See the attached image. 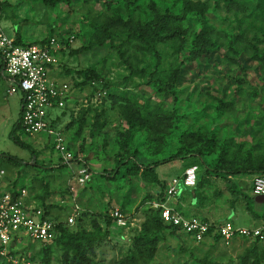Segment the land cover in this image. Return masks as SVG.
<instances>
[{
  "label": "rangeland",
  "instance_id": "1",
  "mask_svg": "<svg viewBox=\"0 0 264 264\" xmlns=\"http://www.w3.org/2000/svg\"><path fill=\"white\" fill-rule=\"evenodd\" d=\"M0 11L7 37L18 33L22 43L38 45L55 35L65 49L56 77L69 85V101L53 113L50 125L63 135L75 160L70 169H60L43 134L21 137L35 151L34 161L12 143L8 135L21 117L19 97L10 96L6 75L0 73V159L6 154L25 163L7 169L5 180L23 185L30 203L51 221L76 212L69 231L92 233L95 224L106 231L94 244L78 245L89 264H264V242L195 243L178 229L158 231L153 222L169 179L190 163L197 174L204 173L198 156L213 147L201 140L209 133L217 140L211 153L217 154L225 139L233 146L248 141L244 154L261 152L264 67L254 56L264 54V10L256 0H62L52 6L43 0H0ZM164 13L174 35L167 29L158 37L157 53H144L141 44L131 42V34L148 23L154 32ZM69 37L74 39L65 48L60 40ZM206 46L211 47L207 54L190 60L192 52ZM178 65L175 100L165 92V82L170 68ZM128 120L135 125L131 135ZM182 143L191 148L188 155L163 163ZM212 155L200 157L209 163ZM79 168L88 173L84 184L78 182ZM115 170L122 172L114 177ZM255 176L264 175L212 176L198 202L191 193L179 202L188 216L225 222L230 190L238 195V213L245 204L242 193H250ZM201 206L207 207V218ZM258 207L264 213V203ZM115 209L127 216L126 229L106 224L105 215ZM143 234L147 238L141 239ZM22 243L13 248L24 260L19 264L79 262L74 250L56 241L45 246L24 237Z\"/></svg>",
  "mask_w": 264,
  "mask_h": 264
},
{
  "label": "built area",
  "instance_id": "2",
  "mask_svg": "<svg viewBox=\"0 0 264 264\" xmlns=\"http://www.w3.org/2000/svg\"><path fill=\"white\" fill-rule=\"evenodd\" d=\"M69 38L67 42L71 43L73 38ZM14 42V38L7 37L2 31L0 24V73L6 75L7 92L20 96L21 128L28 136L43 134L61 162L70 169L74 161L73 153L57 127L52 128L50 125L53 113L62 111L69 101V85L56 77L60 44L58 46L55 38L44 45L17 46ZM196 171L197 167L191 166L183 171L181 177L172 178L164 192L166 201L179 195L180 185L185 188L194 187ZM6 175V171L0 169V257L7 264H19L20 260H24L21 253L13 248L23 245L24 237L48 245L56 239V226L59 223L65 227L75 224L76 212L59 223L45 218L43 210L28 201L25 187L14 189L6 183ZM77 177L79 183L87 182L86 169L79 168ZM251 187L254 197L264 196V176H255ZM155 207L160 210V219L165 225L185 232L195 243L204 241L210 229V237L219 236L225 246L234 238L264 242V225L257 228L235 227L226 222L211 228L208 223L197 218L183 217L165 204L159 203ZM109 217L120 228L126 229L129 224L127 216L118 209L112 211Z\"/></svg>",
  "mask_w": 264,
  "mask_h": 264
},
{
  "label": "trees",
  "instance_id": "3",
  "mask_svg": "<svg viewBox=\"0 0 264 264\" xmlns=\"http://www.w3.org/2000/svg\"><path fill=\"white\" fill-rule=\"evenodd\" d=\"M61 1L62 0H43V3H46L47 5L52 6V5H58V3H60ZM256 5L259 8L264 10V0H256ZM157 22L161 23V25L157 24L154 32L150 29V24L148 23V24H146L144 29L142 27H139L135 30L134 33L131 34V36H132L131 42H133V43L135 42V44L136 43L141 44V46H139L138 48L140 50H144L143 51L144 53H150V54L157 53L155 50L157 49L158 45H160L159 42L161 43V41L158 40V37L161 33H163V32L166 33L167 29H169V35L170 36L174 35V33H170V28L167 27L168 21H167L166 13H164L162 18L161 17H160V19L158 18ZM149 30H150V33H148ZM51 38H57V37L55 35H53L48 39L40 41L38 43V45L47 44ZM73 39H74V37H73ZM67 40L68 39L60 40L62 42L61 44L64 45L65 48L69 47V43L67 42ZM14 41H15L14 44L17 46H27V44L22 43L18 33L15 35ZM210 48L211 47L206 46V49L201 47L198 50H195L194 52L191 53L190 60L198 59V58L204 56L205 54H207V52L210 50ZM64 51H65V49H60L58 55H63L62 53H64ZM121 56H122V54H121ZM254 58H255V60L258 61V63L260 65H262L264 67V54L259 55V56L255 55ZM59 63H60V60L58 62V66H59ZM140 72L143 73L144 71L141 70ZM179 72H180V66L179 65L171 67L169 70L168 76H167L168 79L165 82V84H166L165 92L170 94L173 97V99H175V97H176L175 96V94H176L175 93V83L177 81V77L179 75ZM223 105L224 104L220 103L219 108H223ZM127 124H128V134L131 135L132 132L134 131L133 128L135 125H134V123H132V120H128ZM175 129L178 130L177 134H179V128L177 125H175ZM8 137L10 138V140L12 141V143L15 146L19 147L20 149L28 151L31 155L32 160L34 161V159L36 157L35 151L28 144L24 143L21 140V137L28 138L29 136L27 134H25L24 131L22 130L21 125L19 123V120H17L13 124L11 132L9 133ZM182 139H183V137H182ZM201 140H203L208 146H210V144L213 145V147L211 146L210 148H208V151H206L203 154L201 153V155H200V156H204V155L211 156L212 154H214V155H212L213 156L212 161L207 163L204 158L198 156V158L201 159L202 162H204V164H205L204 173L199 175V174H197V171H196L195 186L192 188H185L182 185H180L179 194L182 191L185 192L184 194H186V193L196 194L195 198H194L195 199L194 202H198V200H199L198 198H202V197H200V195H198L199 191H201L204 188V186L208 185L209 178L212 176L220 177L223 180H225V179L228 180L227 177H230V176H251V175H255V174L264 175V138L259 140V150L258 151H261V152L257 155H252L251 152L245 153V154L243 153V149L246 147H249V143H247L248 141H246V142L245 141H238L237 143H233V144H236L235 146H233L227 141V139H225V140L221 141V143H223V146L219 149V151L216 154V152L211 153L215 149V144H216L215 142H217L214 132L209 133V135H207L205 137V139L203 137ZM50 149L54 152L51 145H50ZM190 150H191V148L186 149V143H182L180 145V147L177 149V152L175 154H173L172 156H170L169 159H167L163 163L168 162V161H174V160H177L178 158H185V155H188ZM59 160H60V158H59ZM196 161H198V160H196ZM60 162H61V160H60ZM202 162L200 163L201 166L203 165ZM24 164L25 163L23 161H21V159H18L16 157L11 156V155L2 154L1 159H0V169H4L5 171L7 169H9L10 167H17V166H21ZM191 166H196V165H195V163H190V164L186 165V167L183 168V171L186 168L191 167ZM58 167L60 169H63V168H67V170L69 169L67 167V165L63 164L62 162L59 163ZM220 167H222L224 169L220 170L219 169ZM121 172H122V170L121 171L115 170L111 174H112V176L116 177V176L120 175ZM219 174H221V175L219 176ZM222 175H225V176H222ZM20 186L24 187L23 185H20ZM165 188H166V186H165ZM165 188H164V192H165ZM230 193H232L233 196H232V199L229 200L228 205L231 209L232 208L234 209V207L239 202V198H237L238 195L235 193V191L230 190ZM242 194L243 195L241 197V200H244L245 203L250 205L249 210H251V207L255 203L254 197L252 195V187H251V191L249 193L250 195L247 193H242ZM176 198H178L177 204L174 206H177V208H180V205H178V202H179V200H181L182 197L177 195ZM192 202H193V199H192ZM201 202L202 201H200V203ZM203 203H204V201L201 203V205ZM43 213H44V217L46 218L47 217L46 211H43ZM179 214L182 215L183 217H186V218L194 217V218H197L200 221H203L206 223H208V221H209L208 224L210 225L211 228H214L215 226H217L221 222L219 218H218V220L216 219L215 221H212V222L209 219H204V218H203L204 220H201L198 214H197V216H188L182 209H181V213H179ZM105 216H107V217H105L106 218V224H108L109 226L111 224H113V221L109 217V215H105ZM226 220L229 223H232V219H226ZM53 222L59 223V221H53ZM153 222H154L158 231H161L164 229H169V230H171V232H174V231H177V229H178V228H175L172 226L165 225L162 222V220L160 219V210L159 209L154 213ZM69 228L70 227H65L59 223L56 226L57 237L54 241H56L58 243V245L66 251L74 250L76 255L79 258L78 264H89L87 259H85V257L79 251H77L78 245L80 246L82 241L86 242V245H92L95 243V241L101 240L102 238L106 237L107 236L106 231L102 233L101 228L97 224H95L94 231L92 233H85V232L73 233V232L69 231ZM211 231H212V229L208 230L207 235H205V241L211 240L213 242H220L219 236L215 235L213 238L210 237ZM143 238H147L146 234L142 235L141 239H143ZM1 264H7V263L5 261H2Z\"/></svg>",
  "mask_w": 264,
  "mask_h": 264
},
{
  "label": "crops",
  "instance_id": "4",
  "mask_svg": "<svg viewBox=\"0 0 264 264\" xmlns=\"http://www.w3.org/2000/svg\"><path fill=\"white\" fill-rule=\"evenodd\" d=\"M1 13V11H0ZM8 83V82H7ZM7 89H8V86H7ZM6 89V90H7ZM14 94L10 95V96H13ZM15 95H18V94H15ZM19 97V102H20V96L18 95ZM20 111V110H19ZM183 173V170L181 172V174L179 176H177L176 178L178 177H181ZM172 179V178H171ZM167 182V184L170 182V180ZM7 183V182H6ZM8 184V183H7ZM166 184V185H167ZM9 185V184H8ZM12 187L14 189H18L19 186H14L12 185ZM166 189V188H165ZM185 192H180L179 196L183 197ZM249 194V193H247ZM250 195V194H249ZM254 197V196H253ZM255 198V197H254ZM29 199V198H28ZM177 199L178 198H175V199H168L166 201V197L164 196L163 198V202L162 204H165L166 206H168L169 208L173 209L174 211L178 212V213H181V209L182 207L184 206V204H182V202H178V204H180V208H177V206H174L177 204ZM29 201V200H28ZM30 202V201H29ZM255 202V201H254ZM245 203V202H244ZM31 204V203H30ZM263 204V203H262ZM254 205H256L257 207L253 208L251 207V210H249L250 208V205H246L243 204L242 207H241V210H239V212L237 213L235 208L232 210L230 209L229 212L226 214V218L225 217H222V220L224 219H232V223L235 227H248V228H257V227H262L264 225V213L261 212V210L259 209L258 205H260L259 203H254ZM173 207V208H172ZM183 210V209H182ZM207 211V207L206 206H201L199 212H202L200 214H202V217H206L204 216L205 213ZM197 212V211H196ZM207 218V217H206ZM216 220V219H215ZM213 220V221H215ZM227 221V220H226ZM225 221V222H226ZM212 222V221H211ZM224 221H221L220 224H224L225 223ZM218 224V225H220Z\"/></svg>",
  "mask_w": 264,
  "mask_h": 264
},
{
  "label": "water",
  "instance_id": "5",
  "mask_svg": "<svg viewBox=\"0 0 264 264\" xmlns=\"http://www.w3.org/2000/svg\"><path fill=\"white\" fill-rule=\"evenodd\" d=\"M254 201H255L256 203L262 204V203H264V196L255 197V198H254Z\"/></svg>",
  "mask_w": 264,
  "mask_h": 264
}]
</instances>
